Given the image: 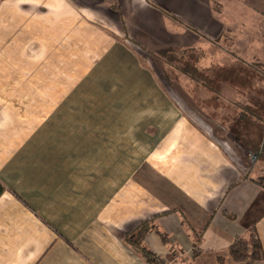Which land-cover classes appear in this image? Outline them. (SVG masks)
<instances>
[{
  "label": "crops",
  "instance_id": "obj_1",
  "mask_svg": "<svg viewBox=\"0 0 264 264\" xmlns=\"http://www.w3.org/2000/svg\"><path fill=\"white\" fill-rule=\"evenodd\" d=\"M260 15L264 0H0V264H149L140 247L243 264L228 247L253 223L264 248L238 144L154 61Z\"/></svg>",
  "mask_w": 264,
  "mask_h": 264
},
{
  "label": "rangeland",
  "instance_id": "obj_2",
  "mask_svg": "<svg viewBox=\"0 0 264 264\" xmlns=\"http://www.w3.org/2000/svg\"><path fill=\"white\" fill-rule=\"evenodd\" d=\"M241 22L247 23L240 19L232 25ZM262 24L260 15L255 32L193 41L188 47L169 49L154 61L178 103L209 108L206 118L211 127H218L233 146L238 144L244 168L264 183V51L253 53V45L264 41ZM211 133L221 135L218 129Z\"/></svg>",
  "mask_w": 264,
  "mask_h": 264
},
{
  "label": "trees",
  "instance_id": "obj_3",
  "mask_svg": "<svg viewBox=\"0 0 264 264\" xmlns=\"http://www.w3.org/2000/svg\"><path fill=\"white\" fill-rule=\"evenodd\" d=\"M168 50L159 52L160 55L165 56ZM264 189V183L254 179ZM4 190V185L0 181V195ZM264 215V214H263ZM141 228V227H140ZM142 255L146 258L149 264H158L157 258L153 252L140 247ZM229 257L239 263L243 264H256L264 260V248L256 227V224H251L243 235H238L228 247ZM218 264L224 263V257L217 258Z\"/></svg>",
  "mask_w": 264,
  "mask_h": 264
}]
</instances>
